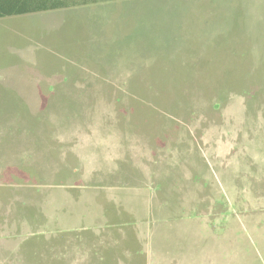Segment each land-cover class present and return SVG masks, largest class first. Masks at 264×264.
I'll return each instance as SVG.
<instances>
[{
  "label": "rangeland",
  "instance_id": "obj_1",
  "mask_svg": "<svg viewBox=\"0 0 264 264\" xmlns=\"http://www.w3.org/2000/svg\"><path fill=\"white\" fill-rule=\"evenodd\" d=\"M68 2L0 19V264H264V0Z\"/></svg>",
  "mask_w": 264,
  "mask_h": 264
},
{
  "label": "trees",
  "instance_id": "obj_2",
  "mask_svg": "<svg viewBox=\"0 0 264 264\" xmlns=\"http://www.w3.org/2000/svg\"><path fill=\"white\" fill-rule=\"evenodd\" d=\"M68 0H0V19L69 7Z\"/></svg>",
  "mask_w": 264,
  "mask_h": 264
},
{
  "label": "crops",
  "instance_id": "obj_3",
  "mask_svg": "<svg viewBox=\"0 0 264 264\" xmlns=\"http://www.w3.org/2000/svg\"><path fill=\"white\" fill-rule=\"evenodd\" d=\"M228 245H229V246H231L232 244H231V243H229ZM253 245H254V244H253Z\"/></svg>",
  "mask_w": 264,
  "mask_h": 264
}]
</instances>
